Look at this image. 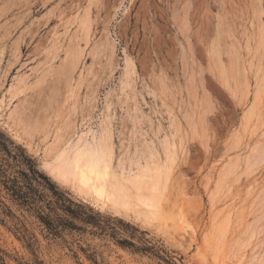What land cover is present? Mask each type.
<instances>
[{
	"label": "rangeland",
	"instance_id": "374dc122",
	"mask_svg": "<svg viewBox=\"0 0 264 264\" xmlns=\"http://www.w3.org/2000/svg\"><path fill=\"white\" fill-rule=\"evenodd\" d=\"M22 112L36 150L6 125ZM0 129L105 224L54 236L6 200L34 237L0 212V264H264V0H0ZM103 142L131 197L163 165L147 223L41 167Z\"/></svg>",
	"mask_w": 264,
	"mask_h": 264
},
{
	"label": "trees",
	"instance_id": "16d2710c",
	"mask_svg": "<svg viewBox=\"0 0 264 264\" xmlns=\"http://www.w3.org/2000/svg\"><path fill=\"white\" fill-rule=\"evenodd\" d=\"M6 200L18 209L33 214L54 236H61L65 230L84 229L76 224L75 220L92 224L101 232L105 230V224L98 218L99 212L82 202H76L68 191L60 189L37 167L32 155L0 129V212L18 220L21 226L15 227V230L22 232L20 237L31 248V237L34 235L26 237L27 228ZM0 222H4V218L0 217ZM118 242L134 247V244L126 239H118ZM144 249L154 250L153 246ZM0 259L3 261L1 257Z\"/></svg>",
	"mask_w": 264,
	"mask_h": 264
},
{
	"label": "bare ground",
	"instance_id": "6f19581e",
	"mask_svg": "<svg viewBox=\"0 0 264 264\" xmlns=\"http://www.w3.org/2000/svg\"><path fill=\"white\" fill-rule=\"evenodd\" d=\"M232 68H235V67H232ZM9 114H12V113H9ZM14 116L13 117L8 116V121H6L7 127L13 133L12 137H14L20 143L21 141L24 142L22 144L28 147V149L36 150L33 144V136L30 134L29 129H28V127L30 126V124L35 118L31 119V116H26L23 112L21 114H18L15 117ZM37 122H38V118L34 120L35 124H37ZM38 123L40 125V122ZM52 147L50 149H52ZM98 152L100 153H95V152H92L91 149H85L82 147V148L75 149L72 157L71 158L69 157V159L74 160L78 154L83 155L84 153H91L96 158V171L95 172L82 168L80 172L78 173L74 167L69 169L63 163H57V161L61 159V153H62V152H59V148L53 149L52 155H51L52 153L51 151L50 153L51 156L49 155L50 160H47V158H43L41 167L49 175H51L54 179L60 181L63 184L70 185L79 194H82L84 197L90 198V200L92 199V201L94 200L95 202H98L99 204H101L99 205L101 206V208L111 209L114 212L124 215L126 217L133 216L134 219L139 220L141 222H146V223L150 218H154L153 214L155 211H153L152 209L153 211L152 213L149 210L151 209V207L154 208L155 210L160 209L161 196L163 195L166 189V182L168 179L167 173L164 174L165 177L163 175L164 178L161 179V176H162L161 171L163 169V165L157 162H152V160L145 159V166L143 167V169L141 168L140 170L141 172L143 171L145 175L146 172H148L147 174L151 173L149 172L151 170L145 167H151V169H154L152 171L153 176L151 174L153 178H151L152 180H149V182L151 181L150 183H152V186L150 187V189H148L149 188V187L147 188L148 182H145L144 184L137 176L138 179H136L137 180L136 182H138L139 180L142 184L140 182L138 183L135 182L136 184L134 185V187L136 190V194L135 196L131 197L127 186L124 185L116 177H113L111 174L110 167H109V160L108 158L106 159L105 157V153L111 152L110 148H108L107 144L103 142V145L101 146V151H98ZM63 155L65 156V154ZM108 155L106 154V156ZM67 156H65L64 159H68ZM109 157L111 156L109 155ZM148 161H151L152 163H148ZM164 167L166 166L164 165ZM81 176H83V181L81 180ZM130 184H134V183H130ZM145 190H147L146 193L148 195L143 194ZM130 198L133 200L134 205L131 204ZM145 205L151 206L150 209L149 210L144 209L143 207Z\"/></svg>",
	"mask_w": 264,
	"mask_h": 264
},
{
	"label": "snow or ice",
	"instance_id": "6c2138e0",
	"mask_svg": "<svg viewBox=\"0 0 264 264\" xmlns=\"http://www.w3.org/2000/svg\"><path fill=\"white\" fill-rule=\"evenodd\" d=\"M57 163H63L69 169L74 167L78 173L82 168L92 172L96 171V158L91 153L78 154L74 160L61 158ZM81 180L83 181V176H81Z\"/></svg>",
	"mask_w": 264,
	"mask_h": 264
}]
</instances>
